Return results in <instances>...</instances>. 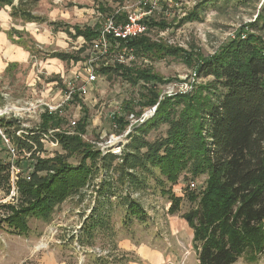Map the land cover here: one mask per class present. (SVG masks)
<instances>
[{"label": "trees", "instance_id": "obj_1", "mask_svg": "<svg viewBox=\"0 0 264 264\" xmlns=\"http://www.w3.org/2000/svg\"><path fill=\"white\" fill-rule=\"evenodd\" d=\"M39 1L0 0V9L9 5L11 16L15 19L39 21L41 17L33 12L34 5ZM208 1L198 2L184 21L200 18L199 8H204ZM100 8L103 11L110 10L103 15L115 13L105 3ZM114 16L120 19L126 17L122 12ZM50 23L55 29L61 24L60 21ZM150 25H157L160 29L168 26L165 20L156 18L151 19ZM253 25L264 34V14L260 13L258 21ZM99 27V23L86 26L74 24V33L70 31V26H65L64 30L72 37L84 36L88 44L98 35ZM14 31L20 34L18 43L36 54L38 47L33 38L25 40L22 34L24 31ZM263 36L255 33H247L246 37L238 35L224 41L214 54L204 57L194 56L182 45H172L167 41L160 43L147 35L137 36L126 43L120 40L119 47H132L135 55H142L143 58L151 56L154 59L164 56L180 58L195 69L199 77L213 76V79L208 84H196L190 92L165 94L160 100L161 93L157 85L165 81L151 67L120 61L101 64L97 67L99 75L121 76L132 85L144 83L142 85L148 90L144 104H157L155 114L128 134L132 141L125 146L121 156L113 152L103 155L97 146L82 137L88 124L86 116L78 121L79 133L72 135L64 131L55 132L62 151L52 156L34 153V171L30 179L20 175L17 181L19 194L14 198L15 201L0 204V208H5L0 225L5 222L13 233L28 234L30 218L51 220L55 208L69 196H82L96 173L112 169L113 175L101 179L97 189L98 205L92 208L91 217H87L81 227L83 232L79 240L90 243L96 229L105 224L108 212L102 210L112 203L111 194L122 195L116 187L117 182L138 187L142 170L153 173L154 168H158L161 175L175 184L183 171H186L192 179L206 175L202 188L188 187L187 198L194 207L183 215L194 230L193 247L198 254L199 264H232L240 257L250 261L258 260L264 251ZM86 49L84 44L76 52L58 51L52 56L79 61L83 59L82 53ZM14 66H17V62L10 63L7 69ZM132 105L131 101H126L123 106L127 111H132ZM41 117L39 132L33 130L34 133L27 135V138L33 140L38 151L43 153L44 135L50 128L61 127L62 118L49 112ZM115 119L120 122V131L124 130L128 121L122 116H115ZM166 123L169 124L166 137L152 143L137 133ZM14 139L29 149L33 146L19 136H14ZM70 158L77 162L73 163ZM27 163L24 161L22 165ZM2 181L10 191L9 166L0 160V183ZM170 195L169 210L175 214L180 211L183 199L173 193ZM121 197L127 206V217L132 215L139 218L146 214L143 204L128 190ZM98 210L101 213H95ZM123 260L115 257L110 262L116 264Z\"/></svg>", "mask_w": 264, "mask_h": 264}, {"label": "rangeland", "instance_id": "obj_2", "mask_svg": "<svg viewBox=\"0 0 264 264\" xmlns=\"http://www.w3.org/2000/svg\"><path fill=\"white\" fill-rule=\"evenodd\" d=\"M122 1L40 0L33 7V12L41 17L40 20L27 22L11 16V6L9 5L0 9V59H2L0 60V113L9 112V114H12L17 111L21 115V124L26 131L30 133L33 130L39 131L42 122V112L39 109V103L42 101L58 103L62 98L61 96H63L61 91L65 90L70 83L80 85L87 79L84 66L88 63L87 61H89L92 54L90 43H85L82 38L72 39L62 28L73 26V24L86 26L88 24L94 25L95 23H99L102 25L104 20L102 14L110 11L101 10L100 6L102 3H105L108 8L112 9V12L118 9L120 12L126 14L127 12L142 10V0ZM201 1H160L151 15L152 18H156L157 20H165L168 26L160 29L157 25L156 27L151 25L152 27L149 29L150 31L147 36L160 43L172 40V45H182L185 50L193 53L194 56L204 57L214 54L224 44V41L232 39V34H236V37L245 33L246 35L247 33L264 35L262 30L253 25V23L258 21L260 13L264 14V0H209L204 8L203 6L199 8L200 18L193 21L189 19L184 21V18ZM51 21H61V24L55 29V26L50 23ZM15 29L20 32L24 30L26 33H23L25 40L32 37L35 40L36 35L43 36V34L53 36L50 43H45L41 40L42 42H38V45L35 44L36 47L41 46V50L46 54L44 59L42 55H38V64L33 63L32 65L33 61L31 62L29 58L26 62L16 61L18 62L17 66H14L10 70L6 68L5 63L8 60V56L4 48L6 44H9L8 41L19 40L20 34L16 33ZM72 30L74 29L72 28ZM84 44L87 46V49L82 53L83 59L80 60L81 62L71 65L70 63L59 61L62 66L59 65L55 68L58 61H55L49 55L51 51L65 50L73 53L78 51L79 47ZM117 53V49L111 51V54L108 56L110 60L107 61L109 64L112 63L111 61ZM40 58L44 60L43 63ZM31 59L33 60V58ZM98 62L99 64L101 63L100 61ZM127 64L151 67L154 73L162 77L165 82L157 85L162 96L168 90L179 93L190 92L196 84H208L213 79V76H201L199 79L193 80L191 73L194 69L188 66L184 60L172 56L154 59L151 56L143 58L142 55H135L134 58L127 57ZM76 70L79 75L78 77H76L77 74H74ZM93 84L94 87L88 91L89 93L85 101L83 100L81 108L79 104L64 106L65 109L62 112L63 116L60 125L61 127H67L69 119L76 116L79 118L86 116L88 124L84 138L88 142L95 141L96 146L105 147V150L107 148L115 150L117 144L113 145L114 143L111 140L124 135V144L122 146L124 149L132 141L127 135L129 131L120 132L116 130L112 117H109L108 114L120 112L122 109L126 111L123 105L126 101H131L133 104L132 109L135 113H141L143 118L149 116L153 106L144 104L148 90L143 86L144 83L132 85L123 80L121 76L115 75H112V77L99 75V79ZM102 105L105 108H102ZM3 120H0V127L3 124L7 125L4 118ZM1 122L4 123L1 124ZM7 126L11 134L17 128L22 127L16 120ZM168 128L169 124L166 123L157 127H148V131H138L137 133L152 143L157 139L166 137ZM59 146L54 145L48 139H44L45 151L42 155L52 156L54 153L62 151V148ZM23 158L19 159L22 169ZM0 160H9L6 145L2 138H0ZM70 161L73 163L77 162L74 158H70ZM24 170L27 172L26 169ZM112 172L113 170L110 169L109 171L100 170L96 173L91 184L82 193V196L79 194L69 196L62 204L55 208L51 220L44 221L36 219V217L29 219V226L36 229L38 235L40 232V234L42 233V235H46L47 237L45 241L46 243L47 241L49 242V247L42 249L48 248L55 251L54 247H59V243L65 237H68L70 242H72L73 238L71 235L68 236V234L71 233L70 231L74 227L80 225V223L82 224L85 221L84 218L91 217L92 208L98 205L97 189L99 183H101V179H107L110 175H113ZM140 173L138 187H129L126 184L120 185L119 182L116 183V187L120 189L122 195L117 196V193L116 195L111 194L112 203L102 210L108 212L106 219H104L105 224L100 229H96L94 239L90 240V243L96 244L98 247L100 246L103 250H110V248L112 249L116 246L115 240L128 236L129 239L137 243V246L149 245L154 249L160 250L163 256H165L164 260L149 263L145 262L141 256L135 253L127 252L125 255L122 254L124 264H127V259L129 261H136L138 264H199L198 254H196L193 247L192 237L194 230L188 225L183 215L192 206L194 207V204L187 198L188 187L195 181L197 186L194 188H202L205 184L206 175L192 179L188 172L183 171L178 179L179 181L173 184L161 175L158 168H154L153 173H145L143 170ZM3 182L0 183L1 204L6 201H13L14 199L8 190V186ZM127 190L143 204L146 214L142 217L138 218L132 215L127 217V206L124 203L125 200L121 197ZM171 193L183 199L180 211L175 214L169 210ZM100 211H95V213H101ZM3 213H5L4 207L0 208V218L3 216ZM7 227L5 222L0 225V264L17 263L23 255L22 248L29 244L27 237L24 235L18 236L11 232L7 235V232L10 231ZM8 243L12 245V248L9 249V246L6 245ZM41 244L44 245V242ZM65 250L64 252L62 249L60 251L61 254L63 253V256H65L66 253L68 257L66 259L73 264L77 261L76 257L80 258L83 254L80 249L78 251L74 248L76 254L70 248H65ZM8 252H10V255H8ZM113 252L114 255H120L118 251ZM83 258L85 259L80 264L84 262L87 264H111L104 254L98 257L93 253H87L85 257L83 255ZM232 264H264V251L260 253L259 259L256 261L240 257Z\"/></svg>", "mask_w": 264, "mask_h": 264}, {"label": "built area", "instance_id": "obj_3", "mask_svg": "<svg viewBox=\"0 0 264 264\" xmlns=\"http://www.w3.org/2000/svg\"><path fill=\"white\" fill-rule=\"evenodd\" d=\"M162 1V0H142V10L141 11H132V12H127L125 14V18H119L118 16L115 17L114 15L117 13H120V10L117 9L115 13L103 15L104 20L102 22V25H100L99 30H98V35L92 39L90 42V47L92 48V54L90 55L88 63L85 64L84 66V71L87 74V79L80 85H76L74 83H70L68 87L65 90H62L61 93H63L62 98L60 99V102L58 103H53L50 101H42L39 103V109L42 112V114H45V112H49L54 115H58L59 118H62L63 114L62 112L64 111V106L69 105V104H74L75 105H80L85 101L87 94L89 93V86L90 83L95 82L99 78V72H98V64L100 61V64H105L108 65L110 60L108 56L111 54V51L114 49H117L118 53L115 55L114 59L111 62H123L127 63V57L134 58L135 54L133 52L132 47L125 46L123 48L119 47L120 40H123L125 43L129 42L130 40H133V38L140 36V35H147L149 33V29L152 27L150 25V21L152 19V13L155 11L157 8V4ZM236 34H232V38H235ZM245 34H242V37H245ZM167 40V39H166ZM168 43L173 44L172 40H167ZM115 47H114V46ZM106 59V60H104ZM98 63V64H97ZM79 71V70H78ZM75 75L77 74L76 77H78V72L77 70L74 73ZM191 78L193 80L199 79L198 74L196 73L195 69L191 73ZM166 94L173 95L178 92H174L171 90H168L165 92ZM164 93V94H165ZM78 96V98H76ZM164 96L161 95L160 100ZM102 108L104 105L101 106ZM105 108V107H104ZM158 105L155 104L153 108L150 111V115L143 118L142 114L138 112L135 113L133 110L132 111H124L122 109L120 112H112L108 114L109 117H112V122H114V126L116 127V130L120 131V122L115 119V116L117 117H123L126 121H128V124L124 130H121L123 132L129 131L127 135L131 132H133L136 127L140 126L141 124H144L146 120H148L157 110ZM104 113V111L102 110ZM142 115V116H141ZM20 113L17 111L15 113H10L9 112H2L0 113V120L1 118L5 119V123L7 125H11V123L18 121L21 124V117ZM77 117V116H76ZM74 117L72 119H69V124L67 127H59V128H52L49 130L48 133L44 135V139L50 140L54 145H59L58 139H56L54 133L55 132H61L64 131L67 134H76L77 131V126H78V121L79 117ZM139 117V118H138ZM4 121V120H3ZM4 122H1L3 124ZM132 123H135L132 125ZM3 124L0 127V138L4 140V143L6 145V150L7 154L9 155V160L4 161L7 163L9 166L10 170V192L11 196L13 198L17 197L19 194V185L17 184V181L19 179L20 175L25 176L27 179H30L31 173L34 171V160L35 158L34 153L37 155H42L40 151H38L37 145L33 140H30L27 138V135H30L31 133L34 132H28L26 131L23 126L21 128H17L13 134H11L8 131V126ZM120 131V132H121ZM39 132V131H37ZM79 133V132H78ZM82 137L84 138V134H81ZM14 136H19L23 140H27L30 143L33 144L31 149L28 148V146H21L17 141L14 139ZM124 135L116 137L114 140H111L113 145L117 144L115 147V150L107 148L105 150V147L97 145L98 149L103 152V155H106L107 152H113L114 154L121 156L122 155V150H123V144H124ZM86 139V138H85ZM93 144H95V141H91ZM96 146V144H95ZM21 157H24L22 162L26 161L28 162L25 166H23V169L21 168V164L19 163V159ZM27 172H25V170ZM191 188H194L197 186V183L193 181L190 184ZM13 201H8V202H14ZM7 202V201H6ZM1 204V203H0ZM76 246L78 249L81 248V243L75 241ZM98 250H100L98 248Z\"/></svg>", "mask_w": 264, "mask_h": 264}, {"label": "crops", "instance_id": "obj_4", "mask_svg": "<svg viewBox=\"0 0 264 264\" xmlns=\"http://www.w3.org/2000/svg\"><path fill=\"white\" fill-rule=\"evenodd\" d=\"M51 22H53V21H51ZM71 27L73 28V26H70V31L72 33H74V30H72ZM62 30L65 31L64 28H62ZM65 32L67 33V31H65ZM65 32H63V33H65ZM23 33H25V32H23ZM67 34L72 39L73 38L74 39H78V38L81 39L82 38L86 42L84 36H82V35H80L78 37H72L69 33H67ZM18 39H19V37H18ZM52 39H53V36H50L48 34L47 35L43 34V36L42 35H36L35 40L33 38L36 45L39 44L38 42H42V41L45 43H50V41ZM8 43L9 44H6V46L4 48V50L7 51L6 54L8 56V60L5 63V65L7 66L6 68H8L10 63H14L16 61L26 62L29 60V58H30L31 62L33 61L32 65H33V63L38 64L39 56L42 55L43 59L46 57L45 56L46 54H44L45 52L43 50H41V46H38L37 50L35 51L36 54H33L34 52L30 51L29 49L28 50L25 49L20 43H18V41H14V40L12 41L11 40L10 42L8 41ZM82 46L83 45H81L78 50H80L82 48ZM58 51H65V50H58ZM58 51H53V52L51 51L49 53V55H51V57L55 61H58V64L56 65L55 68H57V66H59V65L62 66V64L60 63L62 61L65 63H70L71 65H74V64H77L78 62H81L80 60L79 61H75V60L74 61L73 60L68 61V60H64L60 57H53L52 54L55 52H58ZM67 52H70V51H67ZM31 58H33V60ZM43 59H41L42 63L44 62ZM0 60H2V59H0ZM99 66H100V64H98V67ZM93 83H90L88 91H90V89H93V87H94ZM50 129H52V128H50ZM31 132H34V131H31ZM86 218H84V219H86ZM36 219H40V218L36 217ZM83 223H84V221L82 222V224L80 223V225H77L76 227H74V229L72 231H70L71 233L68 234V236H70V235L72 236V238H73L72 242H70L68 237H65L59 243L60 244L59 247H54L55 251L52 249L49 250L48 248L42 249L44 247H49V242L47 241V243H46V241H45V240H47L46 235H42V233L40 234V232L38 235L37 230L33 229V227L30 226L29 227L30 231L28 234H19V235H24L25 237H27L29 244L25 245L22 248L23 249V255L20 257V259L17 263H13V264H73V263H71V261L66 259V258H68L66 256V253H65V256H63V253L61 254L60 251L63 249L65 252L66 251L65 248H70L76 254V251H74V248L78 250V247L76 246V243H75V241H77V240L79 243H81L80 250L83 252V254L80 258L78 256L76 257L77 261H75L74 264L82 263V260L84 261V259H85V258H83V255L85 257L87 255V253H93L95 256H98V257L102 256L104 254V256L107 257L106 259L109 260V262H110V259H112V256L123 259L124 257L122 254L125 255V254H127V252H133L136 255L141 256V258H143L145 260V262H149V263H153L155 261H161V260H164V258H165V256H163V254L160 250H158L156 248L154 249V248H152L146 244L137 246V243L132 241L131 239H129L128 236H124L122 238L115 240L116 246L113 247L112 249L110 248V250H103L100 246L98 247L96 244L94 245L91 243H83L79 240V237H80L81 233L83 232V230L81 228ZM10 232L13 233L12 230H10L7 232V235H9ZM13 234H16V233H13ZM16 235H18V234H16ZM42 242H44V245L41 244ZM6 245L9 246V249L12 248V245H10L9 243ZM56 248H58V249H56ZM98 248L100 250H98ZM80 250H78V251H80ZM113 251L120 252V255H118V256L116 254L114 255ZM8 255H10V252H8ZM83 264H87V263L84 262ZM116 264H124V263H123V261H118V262H116ZM127 264H138V263L136 261H132V260L129 261L128 260Z\"/></svg>", "mask_w": 264, "mask_h": 264}, {"label": "bare ground", "instance_id": "obj_5", "mask_svg": "<svg viewBox=\"0 0 264 264\" xmlns=\"http://www.w3.org/2000/svg\"><path fill=\"white\" fill-rule=\"evenodd\" d=\"M19 111V110H18ZM116 138V137H115Z\"/></svg>", "mask_w": 264, "mask_h": 264}]
</instances>
